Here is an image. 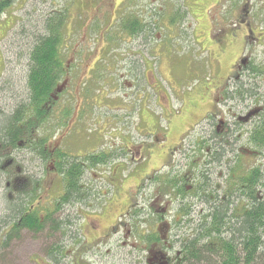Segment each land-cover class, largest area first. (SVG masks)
<instances>
[{"label":"rangeland","instance_id":"obj_1","mask_svg":"<svg viewBox=\"0 0 264 264\" xmlns=\"http://www.w3.org/2000/svg\"><path fill=\"white\" fill-rule=\"evenodd\" d=\"M9 1V7L0 15V132L6 119L27 100L30 49L38 36L45 34L44 28L48 19L60 13L65 15L60 47L62 62L70 77L73 76L72 71L78 73L66 90V83L63 81L68 77L65 70L62 80L51 96L61 95V98L54 100L51 111H44L41 131H36L32 136L38 140L45 137L46 141L50 142L59 132V128L69 126L70 131L78 121L75 116L80 109L83 112L76 129L84 134L75 136L76 131H73L70 134L75 137L68 136L62 146L63 150L69 153L70 160H76L77 155L90 153L91 149L97 147L99 152L105 148L106 151L118 155L110 147L113 145V148L121 152L119 141L115 147L112 144L120 133L135 136L137 131L145 133L151 130L159 139V150L146 156L147 159L136 168L131 163L127 168H118L114 164L99 167L88 164L84 176L88 185L85 192L92 196V201L99 203V209L102 208L103 212L106 209L105 213L99 212L91 217L98 220L102 226H108L109 222L121 215V204L131 191L135 190L137 182L148 174L159 172L160 176L137 194L138 200L145 205L152 203L151 200H154L160 190L158 187H163L165 180H172L178 175L183 177L189 172V142L200 135L199 121L205 113L201 97L207 92L205 88L212 83L216 70L213 62L218 54L216 41L220 37H217V34L221 32L220 36L224 39L227 34L237 32V14L229 11L238 5L237 0H129L128 5L133 10L138 9V6L143 8L144 12L140 16L145 25L144 34L129 35L128 31L131 29H125L123 22L126 20L123 18L108 33L109 38L106 39L100 38L94 27H91L93 31L87 37H84L86 32L83 31L85 22L90 21L89 13L101 0ZM251 2L257 3L256 0ZM258 2L262 4L264 0ZM262 13L254 9V14L250 15L252 21L260 20ZM105 24L95 27L102 29ZM114 36L113 42L111 38ZM76 49L81 54H76ZM223 60L225 65L228 58L224 57ZM206 79L210 81L206 82ZM84 83V92L82 89H78V92V86ZM67 95L72 98L69 105L66 103ZM79 96L84 104H80ZM38 116L39 114H36V117ZM141 139L137 137L136 140ZM143 140L149 143L151 141L146 138ZM27 145L28 142L22 140L18 149H8L0 143V225L3 220L13 215L10 202L16 197L14 195L17 182L23 187L25 180L27 185L29 176L40 180L44 177L42 172L45 166L47 177L49 173L48 178H53L51 164H42L40 157L30 151ZM172 147L180 149L168 166L165 165L164 153ZM242 163L246 168L243 172L245 175L251 165L256 164V159L249 157L243 159ZM8 182L9 188L6 186ZM109 182L121 184L120 188L115 187L117 193ZM50 193V196L56 198L59 195V184H55ZM179 203H173L174 213L170 217L175 216V208ZM70 210L76 211L77 205H72ZM208 213L199 201L197 209L182 214L178 225L169 230L170 244L167 242L165 245L153 222L155 215L152 217L153 212H148L136 225H146L144 230H148L149 235L141 238V234H145L143 230L134 233L136 240L140 238L144 241L137 244L134 237L130 241L129 249L122 245L123 235L115 236L111 241L96 245L79 264H150V259L163 255L172 258L173 264H206L201 261L187 263L184 257L182 260L180 252L187 239L196 236L200 223ZM70 221L71 228L65 238L63 235L60 237L59 233L54 237L63 252L68 251L69 246L76 248L84 237L82 232L87 236L86 241H93L97 237L95 232L89 230L88 219L84 221L81 217L71 215ZM1 232L0 227V243ZM67 236L69 238H66ZM32 239L16 242L10 251H0V259L7 253L11 260L17 261L16 264H35V260H38L39 264H50L43 260L46 258V254L41 251L43 238L36 235ZM210 241L214 242L202 240L198 246ZM33 255L38 256L31 261ZM59 258V264H73L70 251L66 257L61 255Z\"/></svg>","mask_w":264,"mask_h":264},{"label":"flooded vegetation","instance_id":"obj_2","mask_svg":"<svg viewBox=\"0 0 264 264\" xmlns=\"http://www.w3.org/2000/svg\"><path fill=\"white\" fill-rule=\"evenodd\" d=\"M237 1L238 5L229 10L237 14V26L235 25L237 32L235 31L236 33L231 35L227 34L224 39L220 36L221 32L217 34V37H220L216 41L218 54L215 55L213 62L216 70L212 76V83L208 88H205L207 92H204L201 97V105L205 113L199 121L200 135L189 142V160L191 163L189 172L183 177L178 175L174 176L172 180H165L163 187H158L160 190L157 191L154 200H151L152 203L148 205L141 204L137 194L152 180L160 176V173L148 174L147 177H142L135 185V190L131 191L121 204V215L116 217L114 221L109 222L108 226H102L91 215H96L99 212L105 213L106 209L104 212L102 208L99 209V203L96 200L92 201V196L85 192L88 185L84 181V176H86L88 164L92 163L97 167L114 164L118 168H127L131 163L136 168L147 159L146 156L159 150V147H157L159 139L151 130L145 133L137 131L135 136L120 133L112 144L115 147L116 142L119 141L121 152L119 153L117 149L113 148V145L110 147L118 155L109 150L106 151L105 148L99 152V147L91 149L90 153L77 155L76 161L84 172L77 180L80 189L76 193V198H74L69 194V188L72 184L70 183L71 176L66 168L68 160L70 162L72 160H70L69 153L64 151L62 146L68 136L75 137L84 134L76 129L77 124L81 121L80 117L83 111L79 109L75 116L78 121L70 131H68L69 126H66L65 128H59V132L55 134L52 141L47 142L45 137L38 140L32 134L41 131L42 122H44V111H51L54 100L61 98V95L50 97V101L41 107L43 109L41 116L36 117V114H34L28 117L27 124H30L32 120L34 128L31 130L32 133L28 134L27 138L24 137L23 140L28 142V149L40 157L42 164H51L53 178H48L50 177L49 173L47 177V167L45 166V170L42 172L44 177L40 180L29 176L27 177V185L26 180L23 187H20L17 184L18 182L16 183L15 199L19 198L18 195L27 193L28 205H24L22 208V205L19 206L18 204L20 212L17 213L16 219L14 221L3 220L1 223V240L3 241L4 250L10 251L9 249L16 242L20 243L38 235L43 238L41 251L46 254V258L43 259L45 263L59 264L61 258L57 259L56 255L58 244L54 238L56 234L55 224L59 222L63 226V229L59 230L58 233L60 237L63 235L65 238L67 231L71 228L70 217L74 215L77 218L81 217L84 221L88 219L89 230L97 235L93 241H86L87 236L82 232V237H84L76 248L69 246L68 251L64 252L63 255L66 257L70 251L73 264H79L80 260L84 256H88L96 245H100L103 241H111L115 236L123 235L122 245L129 249L131 246L130 241L134 237L137 244L139 241H144L140 238L136 240V234L134 233L143 230L145 234H141V238L149 235V231L144 230V227L147 228L146 225L144 227L136 225L137 221L143 220L144 214L146 215L148 212H153L152 217L155 215L153 222H155L156 229L161 234L162 242L165 245L170 240L171 231L169 230L175 228L182 218V207L187 211H192L197 209V204L200 201L209 213L214 206L228 205L231 212H237L239 216L244 214L246 202L244 196L245 186H243L244 176L249 175L251 172L255 177H262L263 180L260 179L264 181V3L260 4L258 0H256V4H253L252 0ZM128 4L129 0H101L99 4H95L94 10L89 13L91 14L90 21L85 22L83 25V31L86 32L84 37H87L89 33L91 34L93 31L91 29L94 27L100 38H109L108 33L123 18L126 20L123 22L125 29H128L127 26L132 27L133 22L136 24L137 31L133 34L134 36L144 34L145 25L142 22V16H140L144 12L143 8L138 6V9L133 10ZM260 7H262L261 10ZM254 9L263 12L260 16L261 19L256 22L252 21L250 17L251 13L254 14ZM102 23H106L104 28L95 27L98 24L102 25ZM131 30L128 31L129 35ZM114 39L115 36L111 38V41ZM74 51L76 54H81L78 49ZM224 57L228 58L225 65ZM94 71L95 69L92 70V72ZM66 73L68 78L63 82L66 83L65 89L67 90L78 72L72 71L73 76L71 77L68 74L69 71L66 70ZM208 81L210 79H206V82ZM128 85L131 86L130 83ZM85 86V83L81 84L78 86L77 91L82 89V92H84ZM66 97V103L69 105L72 103V98L69 95ZM80 104H84L82 99H80ZM194 106L197 105L194 104ZM73 131H76L75 136L70 134ZM136 135L142 139L137 141ZM144 138L151 140L150 143L145 142ZM19 144L21 145V142ZM179 149L172 147L164 153L165 165H171L173 156ZM40 150L43 154L40 153ZM249 157H255L257 165H251L244 175L245 166L242 162L243 159L246 160ZM168 180H170L169 183H166ZM109 183L114 187V192L117 193L115 187L119 186L120 188L121 184ZM9 184V182L6 184L8 188ZM55 184H59V195L53 198L52 195L50 196V192ZM176 185L182 187V189H187V196L185 195L181 199ZM119 188L117 190L120 192ZM201 190H205L204 195H200L202 194ZM255 191L258 200H263L264 185H257ZM175 201L180 202L177 204L179 209L175 208V216L170 217L174 213L172 208ZM72 205H77L76 211L70 210ZM123 218L126 220H123ZM162 230H164L163 233L167 231L166 234H163ZM11 235H14V238L12 242H9V236ZM69 236L66 238H69ZM37 256L33 255L30 260ZM34 263L39 264L38 260H35ZM149 263L173 264V259L166 258L165 255L162 257L156 256L150 259Z\"/></svg>","mask_w":264,"mask_h":264},{"label":"trees","instance_id":"obj_3","mask_svg":"<svg viewBox=\"0 0 264 264\" xmlns=\"http://www.w3.org/2000/svg\"><path fill=\"white\" fill-rule=\"evenodd\" d=\"M10 3L9 0L0 1V15L9 7ZM64 19L65 15L60 13L51 16L44 28L45 34L38 36L29 51L27 76L29 93L27 100L22 102L15 109L17 111L6 119V123L0 132V143L3 144L4 148L18 149L21 140L32 133L33 122L31 120L30 124H27L26 120H29L28 117L34 114L42 115L43 109L41 107L50 101L52 92L58 87V83L64 76L65 66L60 54ZM127 28L132 29L130 32L132 34L137 31L136 24H133L132 27L127 26ZM40 153L43 154L42 151ZM66 168L71 176L70 183L72 184L69 188V194L76 198V193L80 189L77 180L84 171L76 160H72V162L68 160ZM260 178L262 179V177H255L251 172L244 176L243 186H245L244 196L246 199L244 214L239 216L237 212H231L228 205H218L211 208V212L200 223L196 236L187 239V243L183 245L180 252L182 253V260L184 257V261L187 263H199L201 261L206 264H264V199L259 201L255 191L257 185H264L263 179ZM176 186L181 199L185 195L187 196V189ZM201 191L202 194L200 195H204L205 190ZM18 196L19 198L10 202L13 215L8 217L7 221L16 219L17 213L20 212L18 204L19 206L22 205V208L24 205H28L27 193ZM181 210V214L184 215L190 212L183 207ZM55 227V233L63 229L59 222L55 224ZM13 236H9V242L13 241ZM202 240L214 242L210 241L199 247L198 245ZM2 242L1 240L0 251L5 252ZM56 248L58 259L65 253L61 245L58 244ZM6 254L5 256L2 255L0 264H16L17 261L11 260L9 254Z\"/></svg>","mask_w":264,"mask_h":264}]
</instances>
